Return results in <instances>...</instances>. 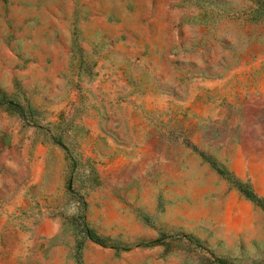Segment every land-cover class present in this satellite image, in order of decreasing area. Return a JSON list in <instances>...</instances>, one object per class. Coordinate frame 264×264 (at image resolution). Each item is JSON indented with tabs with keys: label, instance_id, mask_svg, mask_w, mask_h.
<instances>
[{
	"label": "rangeland",
	"instance_id": "rangeland-1",
	"mask_svg": "<svg viewBox=\"0 0 264 264\" xmlns=\"http://www.w3.org/2000/svg\"><path fill=\"white\" fill-rule=\"evenodd\" d=\"M3 96L0 264H264V0H0Z\"/></svg>",
	"mask_w": 264,
	"mask_h": 264
},
{
	"label": "crops",
	"instance_id": "crops-1",
	"mask_svg": "<svg viewBox=\"0 0 264 264\" xmlns=\"http://www.w3.org/2000/svg\"><path fill=\"white\" fill-rule=\"evenodd\" d=\"M232 170L231 168H229ZM240 181H251L255 178L257 173L262 174L264 177V158H254L245 156L240 158L239 169L232 171ZM250 182V183H251ZM235 203L241 206L250 207L249 201L244 199L238 192L230 191L226 197V205Z\"/></svg>",
	"mask_w": 264,
	"mask_h": 264
},
{
	"label": "trees",
	"instance_id": "trees-1",
	"mask_svg": "<svg viewBox=\"0 0 264 264\" xmlns=\"http://www.w3.org/2000/svg\"><path fill=\"white\" fill-rule=\"evenodd\" d=\"M254 1H261V0H254ZM0 104L7 105L10 109L20 113L23 115L22 111H20V107L17 104H14L10 101H6L5 96L2 97ZM212 166H214V163H211ZM219 174L224 175V172L222 170H218ZM236 186L238 187L239 191L250 201L254 202L255 204L259 205L262 207L264 210V202H262L258 197H256L250 190L247 188L243 187L240 184L235 183ZM81 223L80 225L75 226L77 228V234L80 236L79 240L77 241L76 248L79 250L80 247L83 244V239H87L97 245H104L105 241L102 237H100L98 234H96L94 231L89 229L87 227L86 222L84 221V217L81 215L80 216ZM224 264V263H222Z\"/></svg>",
	"mask_w": 264,
	"mask_h": 264
}]
</instances>
